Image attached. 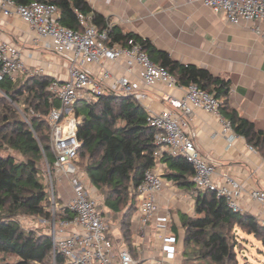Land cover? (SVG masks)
<instances>
[{"label": "trees", "instance_id": "trees-1", "mask_svg": "<svg viewBox=\"0 0 264 264\" xmlns=\"http://www.w3.org/2000/svg\"><path fill=\"white\" fill-rule=\"evenodd\" d=\"M15 1L23 5L33 1L52 4L60 12L59 23L75 31H82L79 14L100 30L108 25V20L94 12L85 0ZM129 38L141 45L153 63L167 69L179 86L195 84L212 94L218 101L221 117L231 124L234 134L264 159V132L230 106L229 80L194 65H182L168 53L157 50L149 39L123 33L115 26L111 27L108 44L124 46ZM51 80L50 76L34 75L24 76L21 82L8 78L0 82V148L5 146L16 154L0 156V254L14 257L13 264H45L51 257V239L23 230L16 220L22 214L51 218L48 190L40 179L42 161L50 165L53 162L46 116L58 102L49 91ZM21 100L25 112L32 111L31 116L26 112V121L11 106ZM74 110L80 119L77 165L100 197L105 209L102 215L116 222L131 253L129 227L137 211L136 195L131 188L153 166L155 130L146 123V110L131 97L107 93L92 103L78 102ZM162 161L165 179L193 192L194 215L178 214L184 231L182 264H237V229L264 245V227L253 216L233 212L213 191L195 188L191 181L194 169L184 157L165 156ZM54 262L68 264L61 254L56 255Z\"/></svg>", "mask_w": 264, "mask_h": 264}, {"label": "built area", "instance_id": "built-area-1", "mask_svg": "<svg viewBox=\"0 0 264 264\" xmlns=\"http://www.w3.org/2000/svg\"><path fill=\"white\" fill-rule=\"evenodd\" d=\"M199 4L226 23L239 26L243 22L264 21V0H185ZM0 16L19 19L35 34L49 51L65 62L63 78L50 76L49 91L58 102L46 116L49 127L50 149L53 162H46L51 257L63 255L68 264H136L126 246L114 247L108 223L102 213L101 199L89 183L86 174L77 165L81 143L77 139L80 119L74 107L78 102L92 103L104 94L133 98L147 113L146 123L155 130L153 137L154 163L144 172L142 181L132 187L137 199L136 218L147 226L158 211V196L168 186L163 157H184L193 169L191 179L197 190L213 191L225 200L233 211L242 213L239 203V184L228 177L215 184V168L199 156L192 137L188 134L189 118L196 109L220 118L224 134L233 133L231 124L219 113L214 96L195 84L182 87L176 78L162 66L153 63L141 45L129 38L124 46H110L108 23L98 29L89 18L79 14L82 31H75L59 23L60 12L52 4L33 1L18 4L15 0H0ZM255 34L264 39V32L255 28ZM97 66L96 70H91ZM23 74L44 76L42 68L30 69L22 58L21 50L13 43L0 41V82L11 81ZM48 76V75H46ZM162 86L167 91L184 90L180 100L168 92H161L166 108L153 112L145 106L146 90ZM251 150H253L250 147ZM66 180L68 198L59 204L56 181ZM249 198L264 206V191L254 190ZM264 227V219L257 221Z\"/></svg>", "mask_w": 264, "mask_h": 264}, {"label": "crops", "instance_id": "crops-1", "mask_svg": "<svg viewBox=\"0 0 264 264\" xmlns=\"http://www.w3.org/2000/svg\"><path fill=\"white\" fill-rule=\"evenodd\" d=\"M85 1L121 32L149 39L157 50L182 65H194L229 80L230 106L264 132V39L254 31L259 28L264 32V21L233 26L185 0ZM0 41L15 44L30 69L42 68L48 76L64 77V60L57 55L52 58L45 43L19 19L0 16ZM161 92L170 93L176 100L184 95L183 89L167 91L159 85L147 89L144 103L153 112L166 108ZM187 131L199 156L214 166V183L224 177L235 180L240 186L242 213L257 221L264 219V206L249 198L251 191H264V159L242 137L234 132L224 134L220 118L203 110L193 111ZM56 190L60 203L68 198L66 180L56 181ZM192 193L168 181L158 196V211L147 226L138 224L136 213L131 217L129 247L136 264H182L184 231L178 214L194 215ZM104 218L114 247L126 246L116 222L109 216Z\"/></svg>", "mask_w": 264, "mask_h": 264}, {"label": "rangeland", "instance_id": "rangeland-1", "mask_svg": "<svg viewBox=\"0 0 264 264\" xmlns=\"http://www.w3.org/2000/svg\"><path fill=\"white\" fill-rule=\"evenodd\" d=\"M52 58L55 57V54H51ZM25 75L20 74L17 77V80L21 82ZM23 101L21 100L19 103H12L11 106L15 109L22 120H27L26 112L31 116L32 111H26V106L23 105ZM8 154L15 155V152L7 149L5 146L0 148V156H5ZM82 170V169H81ZM83 171V170H82ZM45 188L48 190V180L46 177V162L42 161L41 163V176ZM56 186V184H54ZM95 190V189H94ZM96 191V190H95ZM97 193V192H96ZM59 195L57 194V197ZM59 204H62L58 201ZM50 206L48 207L50 209ZM103 209V208H102ZM20 225V227L25 231L34 232L36 235H48L49 236V222L39 217H33L26 214L19 215L16 219ZM236 236V245H235V254L237 264H264V245L259 242L254 236L241 232L240 230L235 231ZM15 258L9 255L0 254V264L3 263H15ZM45 264H55L54 259L52 257H48L45 261Z\"/></svg>", "mask_w": 264, "mask_h": 264}]
</instances>
